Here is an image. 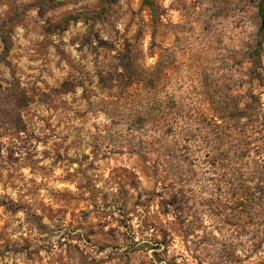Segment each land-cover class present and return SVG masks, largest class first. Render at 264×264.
<instances>
[{"label": "clouds", "instance_id": "1", "mask_svg": "<svg viewBox=\"0 0 264 264\" xmlns=\"http://www.w3.org/2000/svg\"><path fill=\"white\" fill-rule=\"evenodd\" d=\"M0 264H264V0H0Z\"/></svg>", "mask_w": 264, "mask_h": 264}]
</instances>
